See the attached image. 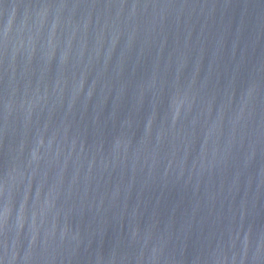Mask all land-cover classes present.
Returning a JSON list of instances; mask_svg holds the SVG:
<instances>
[{
  "label": "water",
  "instance_id": "95a60500",
  "mask_svg": "<svg viewBox=\"0 0 264 264\" xmlns=\"http://www.w3.org/2000/svg\"><path fill=\"white\" fill-rule=\"evenodd\" d=\"M0 264H264V0H0Z\"/></svg>",
  "mask_w": 264,
  "mask_h": 264
}]
</instances>
